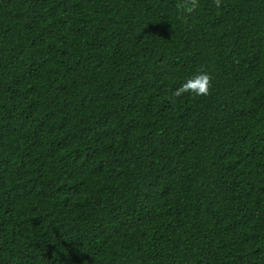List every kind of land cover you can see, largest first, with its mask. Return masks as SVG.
<instances>
[{"label": "trees", "instance_id": "16d2710c", "mask_svg": "<svg viewBox=\"0 0 264 264\" xmlns=\"http://www.w3.org/2000/svg\"><path fill=\"white\" fill-rule=\"evenodd\" d=\"M181 3L0 0V264H264V0Z\"/></svg>", "mask_w": 264, "mask_h": 264}, {"label": "clouds", "instance_id": "9594fccd", "mask_svg": "<svg viewBox=\"0 0 264 264\" xmlns=\"http://www.w3.org/2000/svg\"><path fill=\"white\" fill-rule=\"evenodd\" d=\"M217 8L221 5V0H214ZM198 7V0H183L178 5L181 18L191 15ZM211 76L206 71H200L189 77L179 88L172 92L175 97H180L185 93H192L196 96H207L210 94Z\"/></svg>", "mask_w": 264, "mask_h": 264}]
</instances>
